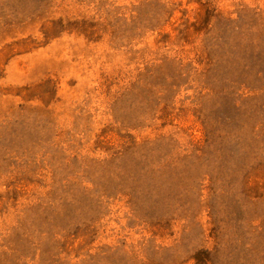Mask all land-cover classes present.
<instances>
[{
    "label": "rangeland",
    "instance_id": "obj_1",
    "mask_svg": "<svg viewBox=\"0 0 264 264\" xmlns=\"http://www.w3.org/2000/svg\"><path fill=\"white\" fill-rule=\"evenodd\" d=\"M0 264H264V0H0Z\"/></svg>",
    "mask_w": 264,
    "mask_h": 264
}]
</instances>
